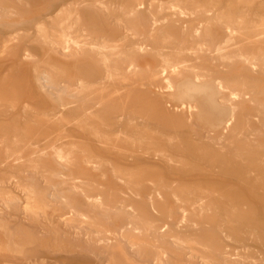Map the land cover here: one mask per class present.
Returning <instances> with one entry per match:
<instances>
[{
    "label": "rangeland",
    "instance_id": "obj_1",
    "mask_svg": "<svg viewBox=\"0 0 264 264\" xmlns=\"http://www.w3.org/2000/svg\"><path fill=\"white\" fill-rule=\"evenodd\" d=\"M0 264H264V0H0Z\"/></svg>",
    "mask_w": 264,
    "mask_h": 264
},
{
    "label": "bare ground",
    "instance_id": "obj_2",
    "mask_svg": "<svg viewBox=\"0 0 264 264\" xmlns=\"http://www.w3.org/2000/svg\"><path fill=\"white\" fill-rule=\"evenodd\" d=\"M259 54H260V52H259ZM259 54H258V55H259ZM256 56H257V55H256ZM252 59H254V58H252ZM248 61H249V60H248ZM256 61H257V60H256ZM133 62H134V61H133ZM108 63H109V62H108ZM250 65H251V64H250ZM252 65H253V64H252ZM173 67H174V66H173ZM175 67H176V66H175ZM254 67H255V66H254ZM164 68H165V67H164ZM164 68H163V69H164ZM170 68H172V66H171ZM172 69H174V68H172ZM180 69H181V68H180ZM195 69H196V68H195ZM112 70H113V69H112ZM132 70H134V69H132ZM167 70H168V69H167ZM134 71H135V70H134ZM171 71H173V70H171ZM117 72H118V71H117ZM132 72H133V71H132ZM162 72H163V71H162ZM163 73H164V72H163ZM174 74L176 75V73H174ZM164 76H165V75H164ZM164 76H163V77H164ZM233 95H234V94H233ZM235 96H237V94H235ZM237 99H239V98H237ZM235 101H236V100H235ZM233 105H234V104H233ZM70 113H71V112H70ZM70 115H71V114H70ZM54 116H55V115H54ZM56 153H57V152H56ZM61 155H62V154H61ZM70 167H71V166H70Z\"/></svg>",
    "mask_w": 264,
    "mask_h": 264
}]
</instances>
